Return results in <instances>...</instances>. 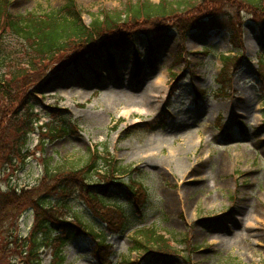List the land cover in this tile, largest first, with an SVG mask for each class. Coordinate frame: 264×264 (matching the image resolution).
I'll return each mask as SVG.
<instances>
[{
	"label": "rangeland",
	"instance_id": "obj_1",
	"mask_svg": "<svg viewBox=\"0 0 264 264\" xmlns=\"http://www.w3.org/2000/svg\"><path fill=\"white\" fill-rule=\"evenodd\" d=\"M163 1L75 0L87 26L106 14L125 20L130 4ZM168 1L189 5L163 18L126 21L90 48L46 59L25 84L39 128L30 135L27 164L0 172V186L48 188L42 159L51 160L69 174L73 192L69 209L60 206L50 221L59 226L57 218L71 209H86L79 215L102 229L100 217L114 216L104 247L78 231L76 219L56 227L72 235L64 264H264V12L245 0ZM67 2L11 0L9 11L42 14ZM208 21L217 29L203 27ZM240 51L238 61H224ZM152 85L147 108L142 97ZM64 127L69 134H51ZM103 158L114 168L106 171ZM178 163L184 171L175 170ZM121 181L134 186L135 199ZM89 184L107 186L99 193L109 201L134 200L123 212L135 225L117 228L122 214L87 200ZM35 222V210H25L21 237L30 238ZM159 236L163 252L131 250L137 241L156 250L149 240ZM40 253L42 264H51L52 249Z\"/></svg>",
	"mask_w": 264,
	"mask_h": 264
},
{
	"label": "trees",
	"instance_id": "obj_2",
	"mask_svg": "<svg viewBox=\"0 0 264 264\" xmlns=\"http://www.w3.org/2000/svg\"><path fill=\"white\" fill-rule=\"evenodd\" d=\"M245 1L248 5L264 12V0ZM181 3L180 1L174 5L165 0L159 5L149 2L133 6L130 4L125 10V20H122L120 15L106 14L96 16L91 26H87L75 0H68L63 7L50 12L16 16L9 11L11 0H0V172L6 173L11 169L18 171L16 166L19 165V170H22L31 155L28 148L30 135L39 128L40 121V118L34 114V107L29 103V95L25 96L23 93L25 84L30 82L31 73L38 70L46 59L49 60L73 47L83 48L86 46L90 48L96 38L110 37L113 33H119L122 30V24H124L123 26L128 25L126 21H139L152 16L163 18L169 14V11L180 12V9L184 7L181 6ZM188 5L189 3H186L184 8ZM212 22L202 23L203 27L211 25ZM262 24L264 25V22ZM214 29H217L216 26L211 25V30ZM7 38H12L16 46L9 43ZM242 56L243 53L240 51L236 57H227L224 61H238ZM263 57L264 53L261 52V64H263ZM18 98L19 100L16 102L15 100ZM21 102L23 105L19 112H13L14 104ZM26 105L29 110L24 113L23 106ZM51 131L54 136L69 134V129L65 127L60 132L56 129L54 133L52 129ZM103 160L104 168L110 167L111 162H108L106 158ZM42 161L43 173L51 181L48 188L43 187L38 190L27 187L19 190L12 186L7 189L0 186V264H42L40 252L45 248L52 249L51 264H64L63 249L68 238L72 235L68 232L66 237H63V233L60 234L59 228L56 227L72 226L69 219H76L73 221L77 225L78 231L83 229L85 234L94 239L99 238L98 246L104 247L105 234L102 230L99 229V231L94 227L95 219L79 215L84 209L81 211L77 209L73 212L71 209L70 214L66 213L63 217L57 218L59 226L49 220L50 216L53 217L59 211L60 206L69 209L68 201L65 199L72 195L73 189L70 190L68 186L71 178L69 174L64 176V172H60L59 167L54 165L51 160L42 159ZM91 168L95 169L96 165ZM55 172L59 173L56 175ZM61 177L63 178L61 179ZM123 184L135 199L137 192L133 186L129 183ZM88 187L90 189L85 190L87 200L97 201L102 209L114 206L113 210L122 214L120 218L118 217V223H115L117 228L124 231L127 227L135 225L130 221L127 213L123 212L125 207L136 205L134 200L128 202L127 205L109 201L99 193L100 186L89 184ZM54 196L57 197L56 202L53 201ZM62 200L64 201L62 202ZM60 202L62 203L60 204ZM29 208L35 210L36 222L30 238H24L20 235V220L23 212ZM95 213L100 217L103 212L95 209ZM100 220L106 221L109 225L111 220H114V216L109 219L100 217ZM100 225L103 226L101 222ZM110 226L112 227V225ZM95 230H98V233ZM54 235L57 236L53 237ZM151 239L149 243L151 246H155L156 250H151L146 244L138 241L134 249L139 251L143 250L141 248H145L148 253L150 251L163 252V241L165 242L166 239L164 237L157 238L162 241H154L156 238L153 237Z\"/></svg>",
	"mask_w": 264,
	"mask_h": 264
},
{
	"label": "bare ground",
	"instance_id": "obj_3",
	"mask_svg": "<svg viewBox=\"0 0 264 264\" xmlns=\"http://www.w3.org/2000/svg\"><path fill=\"white\" fill-rule=\"evenodd\" d=\"M154 88V86L152 85L151 87H150V89L149 88H147L146 90H145V92H144V94H143V97H142V105H144L145 107H147V108H153V106L151 105V102H149L150 100L147 98L148 96H150L151 95V90ZM151 161L148 159L147 160V162H146V164L147 163H150ZM184 169H185V166L183 165V164H181V163H178V165H177V167H176V169L175 170H180V171H184ZM243 213H246V211L244 210V211H242Z\"/></svg>",
	"mask_w": 264,
	"mask_h": 264
}]
</instances>
